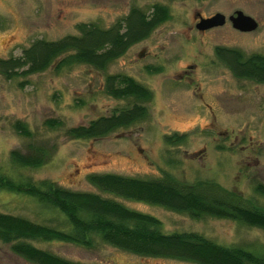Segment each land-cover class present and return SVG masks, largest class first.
<instances>
[{
    "label": "rangeland",
    "instance_id": "rangeland-1",
    "mask_svg": "<svg viewBox=\"0 0 264 264\" xmlns=\"http://www.w3.org/2000/svg\"><path fill=\"white\" fill-rule=\"evenodd\" d=\"M156 3L168 6L170 18L107 71L79 64L13 79L0 73V168L72 190H96L87 180L93 172L143 178L167 173L184 184L216 181L264 207V197L254 191L264 182V83L237 78L215 52L217 46H227L247 54L264 53V0H0V57L21 55L36 38L77 34L81 22L109 28L133 6L151 12ZM238 10L254 17L258 28L250 32L234 28L229 17ZM218 12L226 15L225 25L197 28L201 17ZM117 73L152 90V100L145 103L150 117L105 137L70 139L68 128L131 104L104 91L105 76ZM48 119H60L64 126L50 128ZM16 121L28 125L33 139L16 131ZM174 133L184 134L186 140L168 144L165 136ZM31 141L55 144L53 158L38 168L15 167L11 151H25ZM120 201L161 219L166 232L195 231L224 245L264 251V229L231 219L192 218L141 201ZM0 211L62 225L63 216L53 208L5 190H0ZM33 242L87 264H197L139 256L103 242L91 249L59 241ZM0 264L33 263L0 240Z\"/></svg>",
    "mask_w": 264,
    "mask_h": 264
},
{
    "label": "trees",
    "instance_id": "trees-1",
    "mask_svg": "<svg viewBox=\"0 0 264 264\" xmlns=\"http://www.w3.org/2000/svg\"><path fill=\"white\" fill-rule=\"evenodd\" d=\"M170 18L168 6L156 3L151 12L133 6L129 13L109 28L98 23L77 24V34L59 39L36 38L19 56L0 57V73L7 79L28 77L50 68L56 71L86 64L107 71L113 61L130 47L148 38ZM218 59L239 79L264 83V53L247 54L236 47L217 46ZM104 91L131 102L85 125L68 128L70 139L105 137L115 130L128 128L150 117L145 105L153 98L151 89L125 73L108 74ZM50 128H60V119H48ZM22 136L33 139V132L22 121L14 124ZM175 145L186 140L184 134L165 136ZM25 151L13 149L15 167L38 168L53 158L55 144L31 141ZM87 180L96 190H72L52 180L34 181L17 177L0 168V190L35 198L63 216L62 225L52 226L22 215L0 211V240L13 253L33 264H87L63 257L33 241L65 242L94 248L103 242L128 253L146 257L170 258L197 264H264V251L249 246H228L195 231L166 232L158 217L128 207L120 199L160 205L192 218L214 217L239 221L264 229V207L238 191L212 180L184 184L170 174L143 178L119 173L93 172ZM264 197V182L254 186ZM57 219V218H56Z\"/></svg>",
    "mask_w": 264,
    "mask_h": 264
},
{
    "label": "water",
    "instance_id": "water-1",
    "mask_svg": "<svg viewBox=\"0 0 264 264\" xmlns=\"http://www.w3.org/2000/svg\"><path fill=\"white\" fill-rule=\"evenodd\" d=\"M229 19L234 28L244 32L254 31L259 26L258 21L254 17L244 13L242 10L236 11V13L231 15ZM226 20V15L218 12L211 17H201L200 22L197 24V28L200 31H206L210 28L225 25Z\"/></svg>",
    "mask_w": 264,
    "mask_h": 264
}]
</instances>
